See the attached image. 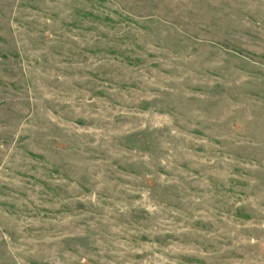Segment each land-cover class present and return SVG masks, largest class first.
Wrapping results in <instances>:
<instances>
[{"label":"rangeland","instance_id":"1","mask_svg":"<svg viewBox=\"0 0 264 264\" xmlns=\"http://www.w3.org/2000/svg\"><path fill=\"white\" fill-rule=\"evenodd\" d=\"M0 264H264V0H0Z\"/></svg>","mask_w":264,"mask_h":264}]
</instances>
